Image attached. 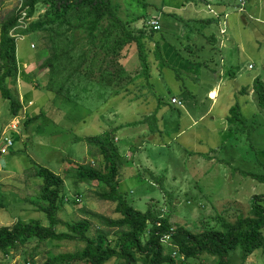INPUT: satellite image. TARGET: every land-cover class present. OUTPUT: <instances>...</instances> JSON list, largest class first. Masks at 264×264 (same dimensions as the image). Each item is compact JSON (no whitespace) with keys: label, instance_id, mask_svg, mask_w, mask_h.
<instances>
[{"label":"rangeland","instance_id":"obj_1","mask_svg":"<svg viewBox=\"0 0 264 264\" xmlns=\"http://www.w3.org/2000/svg\"><path fill=\"white\" fill-rule=\"evenodd\" d=\"M113 2L120 5L124 20L139 17L130 24L135 26L132 32L145 26L161 30L156 37L167 66L156 60L155 41L143 38L149 77L126 78L128 85L113 83L121 92L104 102L85 95L57 96L48 87L49 70L38 67L52 53L47 35L11 32L19 70L15 80L3 84L19 97L23 109L14 117L0 90V148L5 136L13 141L7 153L0 152V226L33 220L49 224L41 209L47 206L41 199L43 179L36 175V168L44 166L64 180L61 195L66 198L56 230L67 232L65 223L88 220L90 234L96 237L103 224L96 215L119 216L116 204L100 195L104 186L77 182L74 173L79 164L105 169L101 145L87 138L110 130L118 139L119 152L128 155L120 169L121 191L138 210L144 212L151 205L166 212L173 224L216 229H223L215 219L219 212L233 222L240 213L249 215L251 199L264 196V182L248 174L264 175V109L253 86L257 78L264 82V0ZM21 7V0H0V36L2 22ZM44 11L39 6L32 19H24L23 13L19 22L36 20ZM155 21L159 29L154 28ZM138 55L133 42L125 55L130 60L124 61L128 73L135 72ZM234 107L249 126L241 134L228 120ZM103 225L112 240L117 238V228ZM162 244L168 251L173 243L166 238ZM84 247L85 242L76 240L34 238L0 254V264H44L49 256ZM239 256H233V264H264V248L245 261ZM198 262L217 264L218 259L203 254L184 264ZM122 263L113 258L105 264Z\"/></svg>","mask_w":264,"mask_h":264},{"label":"trees","instance_id":"obj_2","mask_svg":"<svg viewBox=\"0 0 264 264\" xmlns=\"http://www.w3.org/2000/svg\"><path fill=\"white\" fill-rule=\"evenodd\" d=\"M21 2V9H15L2 22L0 36V90L2 96L10 101L14 117L19 115L23 105L19 97L12 94L3 84L7 80H15L19 70L16 37L11 32L18 36L36 32L47 35L52 53L39 64V71L48 69L50 73L48 87L55 89L57 96L64 95L68 99H79L85 95L87 98L104 102L110 96L121 92L114 88L113 83L125 82L128 85L129 80L134 78L145 75L149 77L148 53L143 38L149 37L155 41L156 60L161 66H167L159 39L156 37L161 30L153 28L147 30L145 26L132 32L131 29L135 26L130 24L139 17L124 20L120 14V5L113 0H21ZM145 5L148 6L146 1ZM39 6L44 7L45 11L36 20L25 21L24 24L19 22L23 13L24 19H32ZM115 31H119L120 35H114ZM133 42H137L139 55L135 72L132 74L128 73L124 61L130 60L125 55L129 53ZM85 45H88L87 49ZM99 55L101 63L96 68L94 63L98 60L95 58ZM253 86L258 104L264 109V82L257 78ZM235 110L238 109L236 107L231 109L228 120L236 125L235 129L241 134L249 126L245 123V117L233 112ZM115 139L117 137L111 130L106 131L105 135L88 137L89 143L101 145L105 169L102 171L91 165L79 164L76 166L74 176L77 182L96 181L97 185L105 187L100 195L116 204L115 212L119 216L96 215V218L107 226L117 228V238L112 240L108 232L103 230V224L97 228L96 237L92 236L88 220L65 223L68 231H57L56 227L62 222L57 214L66 198L61 195L64 180L49 168L38 166L36 175L43 179L41 199L47 202V206L41 209L46 212L49 224L42 225L40 221L33 220L27 224L18 221L11 226L1 225L0 254H8L23 247L34 238L39 241L68 239L85 242V247L81 251L49 256L44 264H105L113 258L123 261L122 264L138 262L184 264L189 259L200 260L203 254H210L211 257L218 259L217 264H233V256L240 255L239 257L245 261L252 253L264 248V196L261 195L251 199L249 215L240 213L234 222L228 218L227 213H217L215 219L220 221V227L223 229L204 225L198 227L197 224L191 226L190 223L173 224L166 212H160L151 205L144 212L138 210L126 193L121 191L120 169L123 165L122 160L128 155L124 157L119 152ZM248 141L253 144L251 139ZM261 151L264 155V148ZM131 153L134 159V151ZM248 174L264 182V175ZM166 238L173 243V249L168 251L162 244ZM26 261L32 262V259L27 258Z\"/></svg>","mask_w":264,"mask_h":264},{"label":"built area","instance_id":"obj_3","mask_svg":"<svg viewBox=\"0 0 264 264\" xmlns=\"http://www.w3.org/2000/svg\"><path fill=\"white\" fill-rule=\"evenodd\" d=\"M153 25H154L155 29L160 28L157 21H155V24H153ZM3 144H4L3 147L0 148V152L1 153H7L9 148L13 146V141L9 137L5 136L3 138Z\"/></svg>","mask_w":264,"mask_h":264},{"label":"bare ground","instance_id":"obj_4","mask_svg":"<svg viewBox=\"0 0 264 264\" xmlns=\"http://www.w3.org/2000/svg\"><path fill=\"white\" fill-rule=\"evenodd\" d=\"M214 91H215V89H214ZM214 91H212V93H213ZM216 95H217V93H216Z\"/></svg>","mask_w":264,"mask_h":264}]
</instances>
